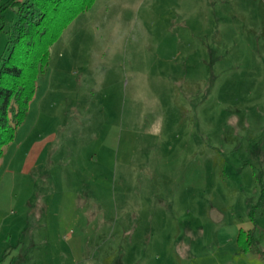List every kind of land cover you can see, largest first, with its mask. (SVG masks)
I'll return each instance as SVG.
<instances>
[{"label": "rangeland", "instance_id": "rangeland-1", "mask_svg": "<svg viewBox=\"0 0 264 264\" xmlns=\"http://www.w3.org/2000/svg\"><path fill=\"white\" fill-rule=\"evenodd\" d=\"M36 83L0 264H211L264 206V0H95Z\"/></svg>", "mask_w": 264, "mask_h": 264}, {"label": "trees", "instance_id": "trees-1", "mask_svg": "<svg viewBox=\"0 0 264 264\" xmlns=\"http://www.w3.org/2000/svg\"><path fill=\"white\" fill-rule=\"evenodd\" d=\"M95 0H4L0 3V32L9 10L14 19L7 33V53L0 57V155L25 118L38 75L49 61V50L64 27ZM264 201V190L259 202ZM261 206V205H260ZM252 225L254 213L248 212ZM245 252L254 244V227L239 229L236 238ZM9 253V252H8ZM7 254L4 251L2 258Z\"/></svg>", "mask_w": 264, "mask_h": 264}, {"label": "crops", "instance_id": "crops-1", "mask_svg": "<svg viewBox=\"0 0 264 264\" xmlns=\"http://www.w3.org/2000/svg\"><path fill=\"white\" fill-rule=\"evenodd\" d=\"M41 149L42 143L34 144L28 154H31L28 162H33L34 159L36 161L40 157ZM252 227H254V244L243 252L236 241L238 230H248ZM232 231L225 245L222 246L221 253L213 257L214 261L211 264H264V206L257 214L254 226L250 221H247L244 225H236ZM10 262L12 263V261ZM10 262L9 264H11Z\"/></svg>", "mask_w": 264, "mask_h": 264}]
</instances>
